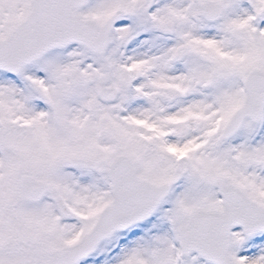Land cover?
I'll use <instances>...</instances> for the list:
<instances>
[{"label":"snow or ice","instance_id":"6c2138e0","mask_svg":"<svg viewBox=\"0 0 264 264\" xmlns=\"http://www.w3.org/2000/svg\"><path fill=\"white\" fill-rule=\"evenodd\" d=\"M0 264H264V0H0Z\"/></svg>","mask_w":264,"mask_h":264}]
</instances>
